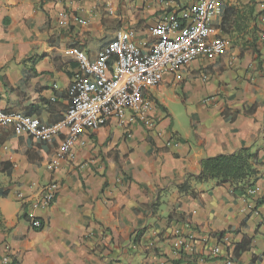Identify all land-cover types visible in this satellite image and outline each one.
<instances>
[{
	"label": "crops",
	"instance_id": "1",
	"mask_svg": "<svg viewBox=\"0 0 264 264\" xmlns=\"http://www.w3.org/2000/svg\"><path fill=\"white\" fill-rule=\"evenodd\" d=\"M193 1L0 0V111L59 123L75 52L92 61L119 30L148 52L150 29ZM218 4L210 38L226 42L224 53L165 74L148 91L151 130L137 120L125 130L111 119L84 131L71 159L50 168L65 129L51 144L0 129V190L8 191L0 198V258L7 245L15 264H264V0ZM176 101L185 125L173 121ZM171 137L177 146L167 148ZM241 149L262 164L244 196L213 182L194 186L197 198L176 189L185 175L200 173L202 160ZM51 182L59 186L54 202L33 209L30 200ZM29 214L41 220L39 230ZM243 236L250 248L231 263Z\"/></svg>",
	"mask_w": 264,
	"mask_h": 264
},
{
	"label": "built area",
	"instance_id": "2",
	"mask_svg": "<svg viewBox=\"0 0 264 264\" xmlns=\"http://www.w3.org/2000/svg\"><path fill=\"white\" fill-rule=\"evenodd\" d=\"M218 3L219 0H194L185 9L159 22L149 31L155 40L148 52L133 43L131 32L123 30L117 31L114 40L92 61L75 52L78 68L67 91L69 106L62 120L46 125L29 116L0 111V129L11 127L15 136L43 144L54 142L65 129L66 136L50 168L71 159L84 131H95L111 119L125 130L135 120L151 130L156 123L150 116L153 103L147 97L148 91L157 87L165 74L175 73L199 58L211 59L224 53L226 42L210 38V24L221 14ZM262 22L264 24V17ZM258 45L264 50V29L259 34ZM176 146L173 137L165 142L167 148ZM58 190V183H49L40 189L36 199L30 200V206L35 210L50 206ZM18 198L24 200L22 195ZM26 219L31 229L42 227L41 220L32 214ZM173 234L177 239L175 245L182 246L181 232L174 229ZM0 264H15L7 245Z\"/></svg>",
	"mask_w": 264,
	"mask_h": 264
},
{
	"label": "trees",
	"instance_id": "3",
	"mask_svg": "<svg viewBox=\"0 0 264 264\" xmlns=\"http://www.w3.org/2000/svg\"><path fill=\"white\" fill-rule=\"evenodd\" d=\"M257 58L260 54L254 50ZM223 118L224 113H222ZM257 161L255 154L249 149H241L232 154L218 155L212 158H207L201 161V170L198 175H185L183 182L175 187L181 195L189 194L193 198H197L198 194L194 190V186L200 184L214 183V187L229 185L233 191L234 197L244 196L246 190L252 188L253 185L260 179L258 176V167L261 166ZM8 195L7 190H0V198H5ZM262 202L257 203V205ZM181 219L180 223H183ZM2 230V217L0 214V231ZM229 230L218 234L222 238ZM144 232H135L133 234L132 244L135 245L139 236ZM250 248V240L245 236L242 237L240 243L236 244L230 258L231 263H235L243 253ZM172 264H180L172 263Z\"/></svg>",
	"mask_w": 264,
	"mask_h": 264
},
{
	"label": "rangeland",
	"instance_id": "4",
	"mask_svg": "<svg viewBox=\"0 0 264 264\" xmlns=\"http://www.w3.org/2000/svg\"><path fill=\"white\" fill-rule=\"evenodd\" d=\"M169 110L171 114H173V121L182 125L187 124L188 120L180 117L181 115H184V105L181 102L176 101L175 103L170 104Z\"/></svg>",
	"mask_w": 264,
	"mask_h": 264
}]
</instances>
